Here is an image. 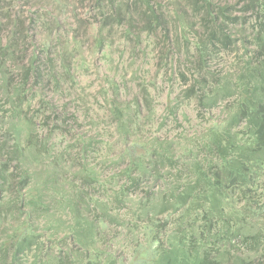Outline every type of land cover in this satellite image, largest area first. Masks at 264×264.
<instances>
[{"label": "trees", "instance_id": "16d2710c", "mask_svg": "<svg viewBox=\"0 0 264 264\" xmlns=\"http://www.w3.org/2000/svg\"><path fill=\"white\" fill-rule=\"evenodd\" d=\"M94 1L92 45L105 56L120 29L125 40L165 34V43L170 12L175 41H196L198 66L184 98L200 113L220 106L224 117L194 138L145 142L136 104H109L126 145L110 159L108 144L105 164L126 165L104 179L91 158L97 139H68L61 116L48 125L57 105L46 89L58 95L72 82L79 41L54 50L48 38L44 58L28 55L24 22L0 7V88L12 122L0 142V264H264V0ZM232 48V67L209 71ZM33 168L43 172L39 191Z\"/></svg>", "mask_w": 264, "mask_h": 264}, {"label": "rangeland", "instance_id": "374dc122", "mask_svg": "<svg viewBox=\"0 0 264 264\" xmlns=\"http://www.w3.org/2000/svg\"><path fill=\"white\" fill-rule=\"evenodd\" d=\"M216 2L230 5L242 3L241 0ZM95 4L94 0H0V7L11 14V20L18 18L21 23L24 22L21 37L25 40L23 46L28 55L37 51L39 57L44 58L40 49L48 38L51 39L54 50H60L73 39L79 41L80 55L74 62L79 63L80 69L72 75V82L65 83L64 89L58 95H55L52 87L48 86L46 89L45 98L57 105V114L50 116L52 119L48 125L53 128V123L59 121L58 117L61 116L68 124V139L77 138L82 134L97 139V153L91 154V158L94 164L102 166L104 179H107L126 165L119 162L105 164L110 152L109 145L113 148V152L108 156L110 159H114V155H118L126 145L119 140L109 104L112 103L121 109L126 104H136L142 112L139 136L145 142L155 138L163 141L194 138V134L224 116L220 106L200 113L194 100L184 98L186 89L194 82L193 71L198 66L196 41L192 40L193 38L189 40V44L184 40L175 41V35L179 31L170 12L166 16V30L169 33L165 43V34L152 40L144 35L138 40H125L123 30L120 29L112 48L105 56L102 52L97 53L92 45L94 35L91 34V24L99 21ZM163 6L166 9L170 7L165 3ZM241 7L238 6L236 10L240 11ZM9 21L10 19L5 18L3 23L8 24ZM44 25L51 31H44ZM1 36L4 41L8 39L6 28ZM164 44L168 46L167 61L159 56V52L166 47ZM236 51L232 48L228 54L222 53L215 61L209 62V71L221 74L230 69ZM11 66L13 69V64ZM34 97L36 94L32 98L35 100L34 105L38 107V98ZM5 102L7 101L0 88V142L7 136L12 123L7 122L8 110ZM78 151L77 147L73 149L74 154ZM137 151L140 152L139 149ZM33 170L37 175L35 189L39 191L40 170ZM15 179L17 180V177ZM143 186L147 188L146 184ZM33 193H36V190ZM95 194L99 196L104 193Z\"/></svg>", "mask_w": 264, "mask_h": 264}]
</instances>
